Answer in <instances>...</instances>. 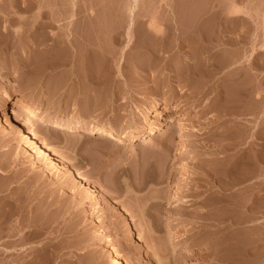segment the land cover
Instances as JSON below:
<instances>
[{
    "label": "rangeland",
    "instance_id": "1",
    "mask_svg": "<svg viewBox=\"0 0 264 264\" xmlns=\"http://www.w3.org/2000/svg\"><path fill=\"white\" fill-rule=\"evenodd\" d=\"M263 25L264 0H0V264H264Z\"/></svg>",
    "mask_w": 264,
    "mask_h": 264
},
{
    "label": "bare ground",
    "instance_id": "2",
    "mask_svg": "<svg viewBox=\"0 0 264 264\" xmlns=\"http://www.w3.org/2000/svg\"><path fill=\"white\" fill-rule=\"evenodd\" d=\"M263 30H264V25H263ZM262 50H263V53H264V42H263V46H262ZM155 105V104H154ZM40 106H39V104H34L33 105V107H29V108H26L24 111H22V112H19V113H16V120L18 121L17 123H19L20 124V126H21V128H22V131L21 132H23V135H24V138L22 137V139H24L26 142L25 143H28V144H34V145H36V146H34V147H37L38 146V148H36L37 149V151H38V149H39V154L38 155H46L48 152H50V149H49V146H48V141L46 142L45 140L46 139H43L44 137H39L38 138V133H37V131H38V129L39 128H41L40 126H42V123H44V117L43 116H41L39 113H40ZM135 115H137V114H135ZM2 119H3V117H2ZM5 119H6V117H5ZM138 119V118H137ZM7 120V119H6ZM139 120V119H138ZM3 121V120H2ZM8 121V120H7ZM57 121H59L58 119H57ZM61 121V120H60ZM79 121V120H78ZM149 121V120H148ZM62 122V121H61ZM146 122H147V118H146ZM10 122H8V124H9ZM76 123V122H75ZM80 123V122H79ZM4 125L5 124H7V123H3ZM63 124V123H62ZM62 124L61 123H59V122H56L55 123V126H62ZM16 125V124H15ZM40 125V126H39ZM151 125V124H150ZM6 126V125H5ZM8 126V125H7ZM11 126V125H10ZM9 126V127H10ZM38 126H39V128H38ZM44 126V125H43ZM42 126V127H43ZM16 127V126H15ZM20 128V127H19ZM50 128H51V126H50ZM52 128H54V127H52ZM66 129H69V130H76V129H79L80 130V132H81V130H82V136H90L91 134H96V135H99V137L100 138H102V139H104V140H106V141H108V142H123V141H125V140H129V139H133V138H135L136 137V135L135 134H133V133H130V132H124V133H117V131L115 132V130H113L112 128H105V127H103V126H100V125H97V124H89V125H83V126H66L65 127ZM15 129V128H14ZM55 129V128H54ZM53 129V131L55 132V130ZM16 130V129H15ZM21 130V129H20ZM20 130H17V131H19L20 132ZM41 130V129H40ZM57 131V130H56ZM60 131V130H59ZM63 132V131H62ZM79 132V133H80ZM158 132H159V130H158ZM157 132V133H158ZM53 133V132H52ZM59 133V132H58ZM61 133V132H60ZM65 133V132H64ZM74 133H75V131H74ZM76 133H78V132H76ZM151 133V132H150ZM157 133H155L154 135H155V137L157 138L158 137V135H159V133H160V135H161V132H159L158 133V135H157ZM57 134V133H56ZM81 134H79V135H81ZM84 134V135H83ZM22 135V134H21ZM150 136H154L153 135V133H151V134H149ZM149 135H148V137H149ZM157 135V136H156ZM159 135V136H160ZM147 137V136H146ZM48 138V137H47ZM153 137H150V140L152 139ZM155 138V139H156ZM146 140V139H145ZM144 141V140H143ZM27 147H28V145H26ZM25 146V147H26ZM31 146H33V145H31ZM30 148V147H29ZM31 149V148H30ZM35 149V150H36ZM26 150H27V148H26ZM32 150V149H31ZM49 150V151H48ZM28 151V150H27ZM31 154H33L34 155V152L32 153V152H30V155ZM35 154H37V153H35ZM50 155V154H49ZM52 155H54V154H52ZM52 155H50L49 157L50 158H52L51 156ZM29 156V155H28ZM52 160V159H51ZM53 162H55V163H57V160H55V159H53L52 160ZM58 165V164H57ZM91 192H93L92 190H90ZM216 209V208H215ZM112 246H114V245H112ZM112 248V247H111ZM113 249V248H112ZM115 249L117 250V248L115 247ZM116 250H112L114 253H115V251ZM118 251V250H117ZM119 252V251H118ZM116 254V253H115ZM113 256H115L114 258H113V262L112 263H114V264H121V261L119 260V258H118V256L117 255H114L113 254Z\"/></svg>",
    "mask_w": 264,
    "mask_h": 264
}]
</instances>
